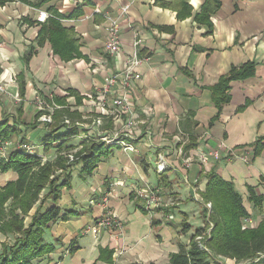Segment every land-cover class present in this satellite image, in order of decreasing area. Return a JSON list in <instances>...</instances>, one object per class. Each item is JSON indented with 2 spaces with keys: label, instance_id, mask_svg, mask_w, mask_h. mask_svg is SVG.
<instances>
[{
  "label": "crops",
  "instance_id": "1",
  "mask_svg": "<svg viewBox=\"0 0 264 264\" xmlns=\"http://www.w3.org/2000/svg\"><path fill=\"white\" fill-rule=\"evenodd\" d=\"M218 1L210 27L195 18L204 0L0 4V120L19 130L5 141V150L26 143L42 161L53 158L57 143L45 151L42 139L57 124L62 125L56 133L77 128L66 145L92 137L111 147L85 180L77 166L61 190L59 207L79 215L48 231L56 256L51 263L167 264L178 243H187L193 228L204 225L210 173L242 194L250 225L261 220L264 199L258 208L247 197L248 186L264 195V0ZM40 9L58 19L37 21ZM113 20L120 47L114 55L105 47ZM134 55L140 79L109 94L123 95L127 109L107 103L103 111L96 102L108 78ZM247 62L253 63V74L230 81L229 100L218 110L213 86ZM43 115L49 120L41 121ZM260 137L263 147L256 153ZM119 140L135 149L125 150ZM203 151L220 154L203 166L197 160ZM160 158L165 168L157 172ZM16 177L13 171L0 174V186ZM133 187L160 190L161 205L146 210ZM104 195L109 198L105 210L120 221L119 229L94 226ZM185 222L191 228L182 232ZM70 246L73 254L63 251Z\"/></svg>",
  "mask_w": 264,
  "mask_h": 264
},
{
  "label": "trees",
  "instance_id": "2",
  "mask_svg": "<svg viewBox=\"0 0 264 264\" xmlns=\"http://www.w3.org/2000/svg\"><path fill=\"white\" fill-rule=\"evenodd\" d=\"M7 1L0 0V4ZM204 1L195 18L210 27L209 17L219 6V1ZM54 17L48 19H58ZM229 72L220 77L212 89V99L218 110L229 100L230 81L253 74V63L232 67ZM21 84L24 85L23 82ZM60 125L53 126L42 139L45 151H50L57 143L53 158L42 161L36 152L23 149L22 143L15 149H8V152L5 150L6 156H0V174L13 171L17 175L15 180L0 187V233L14 238L12 243L5 242L1 246L0 264H33L35 258L54 249L53 244L47 241L48 231L56 223L79 215L76 210L59 207L61 190L68 188L77 166L78 177L85 180L101 158L111 152L110 146L92 137L83 139L80 147L66 145L76 136L77 128L67 126L64 132L56 133ZM18 131L8 119L0 120V146ZM262 139L255 141L256 153L263 147ZM69 154L73 156L72 160ZM208 177L203 200L211 203V207L205 205L203 209L204 225L193 228L187 243H178L177 251L169 254L167 264H220L221 258H230L238 264H264V214L256 226L241 229L243 218L250 214L242 194L220 175L210 173ZM263 199L264 195H257L253 187L248 186L247 200L253 207L260 208ZM190 228L185 222L181 231L187 232ZM68 250L70 254L75 251L71 246Z\"/></svg>",
  "mask_w": 264,
  "mask_h": 264
},
{
  "label": "built area",
  "instance_id": "3",
  "mask_svg": "<svg viewBox=\"0 0 264 264\" xmlns=\"http://www.w3.org/2000/svg\"><path fill=\"white\" fill-rule=\"evenodd\" d=\"M11 1L17 2L18 0H8L7 2H11ZM50 17L56 18L53 15H51L47 10L40 9L38 11L36 20L39 22H44L46 21V19ZM107 33H108V37L105 41V47L112 55H114L115 53H118L120 50L119 34L117 33V25H116L115 20L110 22V27L108 28ZM139 63H140L139 59L137 58L136 55H134L130 59L124 60V62L122 63V68L114 72V74L110 75L106 85L102 89L100 97H98V101L96 102V105L99 108H101L104 111V108H106L107 106L106 104L108 103V105H110L111 107H115V106L121 107V112H124L125 109H127V104L125 101L126 99L123 95H117L114 98H111L109 97V94L113 92L112 88H114L115 86L127 87L129 86V83L131 81L140 79L141 76L136 72V66ZM37 101L39 100L37 99ZM40 119L41 121H48L49 117L46 115H43V116H40ZM98 122L100 123V120H97V123ZM118 142L121 144L122 148H124L125 150L131 151L135 149V147H133L132 144H129L128 142L124 140H119ZM3 145L4 146L0 150L1 156L5 155L6 153L5 149L8 143L5 142L3 143ZM21 147L27 151H31L33 148L31 145H28L26 143H22ZM219 154H220L219 151L199 152L197 156V160L200 162L201 165L207 166L208 164L211 163L210 158L217 159ZM69 159L70 160L73 159V156L71 154H69ZM164 168H165V163L160 158V162L156 163V170L157 172H161L164 170ZM133 190L136 192V195L142 200L144 208L146 210L149 211L161 205L162 197H161L160 190L151 188V187H147V188L133 187ZM192 195L197 200L201 199L199 197V192L197 191V189L193 190ZM108 201H109V198L106 195H104V197L99 199V202H100L99 205L102 207V215L99 219L95 220L96 222L94 226L98 227L99 229L101 228L103 229L105 227L110 226L116 230L120 228L121 223L120 221L116 220V218L112 215V213H110L109 210L108 211L105 210L106 207H109ZM205 205L208 208L211 207V203L209 202H205ZM250 222H251V217L243 218L241 229L248 228L250 225ZM93 227H90V228H93ZM262 256L264 257V255Z\"/></svg>",
  "mask_w": 264,
  "mask_h": 264
},
{
  "label": "rangeland",
  "instance_id": "4",
  "mask_svg": "<svg viewBox=\"0 0 264 264\" xmlns=\"http://www.w3.org/2000/svg\"><path fill=\"white\" fill-rule=\"evenodd\" d=\"M2 147V145L0 146V148ZM1 150V149H0ZM8 151V150H7ZM6 154V153H5ZM6 156V155H5ZM6 174H3V176H5ZM4 179V177H3ZM2 179V180H3ZM1 178H0V183L2 182ZM6 183H4L2 186L0 187H3ZM59 205V203H58ZM195 220H197V218H193L192 219V222H195ZM14 241V238L10 235V234H1L0 233V253H1V246L5 243V242H13ZM54 246V245H53ZM69 251L68 249H65L63 251ZM54 249L51 251V252H48V254H45V255H42L41 257H37L34 259L33 261V264H53L51 262L54 261L55 257L56 256H53L52 257V254L54 253ZM58 260V259H57ZM56 262V261H55Z\"/></svg>",
  "mask_w": 264,
  "mask_h": 264
}]
</instances>
